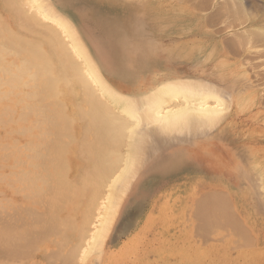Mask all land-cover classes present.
Wrapping results in <instances>:
<instances>
[{"label":"bare ground","instance_id":"obj_1","mask_svg":"<svg viewBox=\"0 0 264 264\" xmlns=\"http://www.w3.org/2000/svg\"><path fill=\"white\" fill-rule=\"evenodd\" d=\"M10 1H5V4L8 5L10 3L13 7V14H15L22 24L19 25L20 30L16 31L13 26L8 23L12 17L9 15H2L5 9L0 8V129L4 130L7 128L4 126L9 125L16 126L12 130V136L16 135V137L19 136V138L15 139L12 136L9 138L8 136L11 135V131H4V133L0 131V189L3 191V189L7 188L12 191L14 196L17 194L22 197V201L18 203L12 198L5 199L8 209L10 208L12 215L13 213L15 215L12 217V215L10 216L9 214L11 219L18 216L24 220L23 217H32V215L34 216L36 214V216H34V218H36L33 221L36 222L37 219L40 218L37 222L39 226H37L38 224L35 222L34 225L37 224L36 233L42 237V239L43 237L48 239L46 238V234H51V231L54 230L55 234L52 233V235L57 236L58 233L56 234V232H59V234L62 235L63 242L68 240L73 241V239L78 242V244L79 242H83V246L80 250H77V243H74L76 248L72 245L73 247L71 246L72 249L70 250L73 253L80 251L74 254L75 256H80L78 258L81 264H85L87 260L91 259L92 256L98 255L103 249L109 233L112 231L117 220H119V209L121 205H123L121 202L122 197L131 187L130 182L131 179L134 178L135 165H137L142 157L143 146L146 145L148 137L164 136L166 138L167 136V138L169 137L168 139H171L175 138V135H179L183 132H188L190 135L189 132L197 128H211L212 130L214 125L223 120V114L228 111L231 103L229 104L215 88L211 87L212 84L210 83L208 86L203 82L196 81L198 78L194 80L190 78L192 77L191 75L189 78L181 76V79H178V77L176 78L172 75V71L174 70L171 71V69V72L164 74L166 69L163 67H166L167 63L171 62L175 65V68H177V65L185 64L189 61L194 63H197L199 60L205 61L204 59H207V54L209 53L207 52V56L205 55L204 58L203 56L206 52L203 46L199 50H196L197 48H191L192 46L195 47V44L190 46L192 51L186 53L182 46L173 48L152 42V40L156 42L159 36L168 35L166 33L167 27H169L170 31L173 30L176 35L180 32L179 25H177L176 20L174 22L173 20L176 12L180 15L189 11L184 7L177 5L176 7L171 4L175 6V8H172V6L167 8L164 3V7H162V5H159L160 3L155 0L160 6V8H157L156 4L147 3L149 5H145L142 0V2L139 0L140 5H135L145 11L143 17L152 23L154 31L156 32L154 36L158 34V37L155 38L152 36L149 45L138 44L136 47L127 46L119 52L120 54L114 56L91 44L89 36L79 28L80 26L73 21V18L68 17V14L63 11L64 9L62 8L65 7L68 10L69 7L68 4H64L63 1ZM133 1L136 2V0ZM153 1L154 0L151 2ZM229 1L232 3V0ZM188 2L189 1H186V3ZM189 5L192 6L190 3ZM231 5L230 6L233 7V4ZM194 6L192 7L194 8ZM25 7L28 9H25ZM222 7L225 6L222 5ZM239 7H241V5ZM219 9H221V7ZM223 9V13L220 12L222 9L219 11L217 9V11L221 13L220 15L225 13V8ZM228 10L227 11L231 13H229V15L226 12L228 15L227 17H230V20H236L237 24L238 21L242 22L244 20L243 22H246L248 18H251L253 21L254 15H250L247 11L245 12L243 10V13H240V16H245H241V18L239 15L236 17L233 14L232 8L230 9L229 7ZM70 12L75 20L82 19L77 11ZM139 12L141 14V11ZM190 15L193 18L194 15L191 13ZM234 16L236 18H233ZM220 17L223 18L222 16ZM130 19L131 16L127 15L125 20L121 21L120 24L127 25ZM209 19H211V17ZM167 20H169L170 23L166 22ZM164 22L169 25L165 26ZM106 25L110 28L109 25L111 24L107 23ZM15 26L17 27V25ZM145 26L147 27L148 24ZM249 26L251 25L249 24ZM151 29L152 28H150V30ZM251 29L252 31L247 33V40L251 39V36H255L253 40H256V38H259L258 40L264 39V25H252ZM189 30H191V28ZM248 30L249 29H246V32ZM182 31L180 33H182ZM114 32V30H111L112 34ZM240 32L241 31L238 33ZM250 33L251 36L248 39ZM245 35L242 36V34L237 35L235 33V38L232 37L233 39H237L236 41L241 39L238 41V44H236L237 49L238 45H242L243 43L245 46L246 44L249 45L248 43L250 42L252 46L251 41L253 40H249L248 43L244 42L246 40L244 38ZM113 39L114 42L118 43L122 40L121 34ZM234 41L233 43H235ZM147 48L155 50L151 56L154 55L157 60H153V62L149 61V64H153L152 70H157L156 66H159L161 69L163 68L158 71L162 75L161 78L159 77L160 79L157 78L158 76L151 77V81L143 78L144 73H146L143 68H146L144 62L150 58L149 54H147ZM249 48L252 49V47ZM249 48L246 49L250 50ZM188 49L189 48H187L186 51H188ZM212 50H214V48ZM202 57L204 59H201ZM116 71L119 75H116ZM231 75L233 78V74ZM240 94L241 93H239V95ZM248 100L250 101V99H247L245 104ZM239 102L242 104L241 100L236 103ZM245 104L243 103V106ZM226 113L224 115H226ZM207 130L208 133L212 132L209 129ZM208 135H212L213 137L214 134ZM259 153L248 151V153H246V158H243L241 161L242 164L244 160L246 161L247 170H244L250 171L249 173L251 174L250 176L248 175L249 182L246 190L247 192H245L246 196L249 197L251 194L252 196L254 195V197H261V200L260 198L258 199L263 203L264 160L260 158ZM241 161H239L240 164ZM236 171V173H238V170ZM242 172L245 171L242 170ZM237 176L239 177V175ZM237 178L236 180H238ZM239 189H241V186ZM248 192L250 194L247 195ZM22 193H24V195ZM220 195L226 194H219V196ZM241 196H243V194ZM204 198L207 199L208 195L202 197L203 201L205 200ZM212 199H209L211 205L215 204L218 206L217 204L219 203H212ZM221 199H223V197ZM200 201L202 200L200 199ZM223 202L226 203L224 200ZM200 203L202 204V202ZM225 203H222L223 206L220 205L225 207L227 205V203ZM6 205L3 206L6 207ZM200 206L202 205H199V207ZM1 208L3 207L1 206ZM210 208L212 209V206H210ZM210 208L205 206V209L209 210ZM205 209L203 208L202 211ZM213 209L211 211H213L214 214L215 212L217 213V210L214 211ZM3 210L5 214L6 209L3 208ZM39 212L47 213L49 216ZM213 212H211L212 214L208 213V215H214ZM221 212L219 211V213ZM227 214L226 216H228ZM3 217L5 218V216ZM229 217L232 216L230 215ZM229 217L227 218L231 219ZM210 218H213V221L217 220L220 222L218 217L211 216ZM18 219L19 218H17V222L19 221ZM28 219L30 220L32 218L29 217ZM220 219L222 220V217ZM208 220L206 219V221ZM224 220L225 219L222 221ZM149 221L150 219L147 218L144 223L147 224ZM222 221L221 227L225 224ZM228 221V223H230L232 220ZM17 222L16 220L15 222L11 220V224L13 225ZM3 223H6L5 225L10 224L7 222ZM27 223L28 222H26L24 228H22L23 225H21L22 227H20V229L18 227V233H15L17 230H13V232L10 231L16 227L11 224V226L9 225L10 230H7L8 232H5L4 224L2 229L4 232L0 230V250L6 253L10 252L12 254H9L12 256H14V253H18L17 258H14L18 261V250L22 247L19 246L20 243L24 242L23 244L27 243L28 245H26L30 246V241H34L35 238L39 240L38 236L30 237V231L34 233V227L36 226H34L33 229L29 227L30 225L27 226ZM211 223H213L212 220ZM217 223L218 222H216V224ZM31 225L33 226V224ZM227 225L228 224L224 225V227ZM241 226L240 224V227ZM6 227L8 228V225ZM211 227L212 226L209 228ZM231 227L232 229L235 228L232 225ZM240 227L238 229L241 230L237 229L238 234L240 236L242 234L245 235L244 229ZM254 229L257 232L258 228H253L252 230ZM72 231H74L73 235H71V233H73ZM234 231L236 232V229ZM33 236H35V233ZM32 238L33 240H31ZM244 239L246 240L245 237ZM38 240L34 241V243L37 244ZM43 240L40 241V243L43 242ZM248 241L249 239L245 242ZM61 242L62 240L57 242V244ZM63 242L61 246L62 244L64 246ZM36 244H34V246ZM26 245L25 247H27ZM36 248L35 246V249ZM70 250L69 252H71ZM20 251H22V248ZM199 251L198 249V252ZM4 252H2V256H4L2 260L5 258L9 260L7 254V257H5V254L3 255ZM69 252L67 253L68 255L66 254L67 257L69 255L73 257L74 254H69ZM257 252L258 251L253 253L255 257H257V255H255L258 254ZM26 253L20 255H26ZM29 253L32 252H28V254ZM248 254L251 256L250 253ZM248 254L245 255L246 258L249 256ZM260 254L261 256L258 257H264L262 256L264 255L262 252ZM31 255H33V253ZM59 255L60 253H58V257H60ZM243 255L241 256L242 258H244ZM6 259L4 260L6 264H9L7 262L13 261V259L11 261ZM51 259H53V257ZM67 259L70 261V258ZM259 259L260 258H258V260ZM255 260L257 261V259ZM15 261L13 263L17 264ZM63 261L65 262V260ZM77 263L78 262H76V264Z\"/></svg>","mask_w":264,"mask_h":264},{"label":"rangeland","instance_id":"obj_2","mask_svg":"<svg viewBox=\"0 0 264 264\" xmlns=\"http://www.w3.org/2000/svg\"><path fill=\"white\" fill-rule=\"evenodd\" d=\"M5 1L9 2L10 0H0V8L5 9L2 12V15L11 16L12 19L8 21V23H10L16 31H19V25L22 23L18 20L15 14H13V7L10 3L6 5ZM60 1H63L64 4H68V10L64 7L62 8L64 9L63 11L68 14V17L73 18V21L80 26L79 28L89 36L91 44L97 46L98 49L103 50L106 53L113 54L114 56L116 54H120L119 52L127 46L136 47L138 44L149 45L152 36L156 33L152 23L143 17L145 11L135 5H140L139 0L138 2L137 0L136 2L133 0ZM129 1L131 2L127 3ZM142 1L145 5H149L150 3L156 4L157 8H160L159 5L164 7V3L167 8L172 5H177L189 10L187 13L180 15L177 12L174 14L173 22L176 20L177 25H179V31L181 32L183 30L184 32L182 31V33L184 34L179 32L176 35L173 30L170 31L169 27H167L166 29L169 31L166 30V33L168 35L165 34L159 36L156 42L152 40L153 43H160L163 46L166 45L173 48H179L182 46L186 53L192 51L191 48H197L196 50H199L203 46V49L206 52L203 56L204 58L207 52H209L207 54L208 56L206 55L207 59H204L203 57L201 58L205 61L199 60L197 63L189 61L190 63L187 62L185 64L177 65V68H175L173 63H167L166 67H163L166 69L164 74L174 70L175 72L172 71V75L176 78L178 77V79H181V76L189 78L191 75L192 77L190 78H193L194 80L198 78L196 81L203 82L208 86L212 84L211 87L215 88L221 96L225 98L229 104H231L230 107L228 106L229 112L226 111L228 114L226 112V115H224L225 113L223 114L226 118L223 117V122L219 121L220 123L214 125V130L213 128L212 130L211 128H197L196 130L189 132L190 135L188 132H183L179 135H175V138L171 139H168L169 137L167 138V136L166 138L164 136H150L151 139L148 137L147 143L144 145L147 147L145 149L143 146L142 157L137 165H135V174L133 175L134 178H132L130 182L131 187L122 197L121 202L123 205H121L119 209V220H117L112 231L109 233L103 249L98 253V255L92 256L91 259L87 260L85 264H264V257H258L261 256V252L264 254V199L262 203V201H260L261 197H254V195L252 196L249 192L247 195L250 194L251 196H246L245 192H247L246 190L249 182L248 175L250 176L251 174L249 173L250 171H246V161L244 160L243 164L241 161L243 158H246V153H248V151L260 152V158L264 160V39L258 40L259 38H256V40H253V37L255 36H251L250 33L248 39L251 36V39L249 40L254 41V43L251 41L252 46L250 42L248 43L249 40H247V33L252 31V25H264V0H232V3H230L229 0H205V2L204 0H180V2L179 0H157L158 3H160L159 5L155 0L153 2H151L152 0H145L146 2L144 0ZM142 1L140 0V2ZM186 1L189 2L186 3ZM189 3L192 6L195 5L194 8L190 6ZM231 4H233L234 8L231 7ZM222 5L225 7H222ZM240 5L243 8L239 7ZM175 6H172V8H175ZM228 6L230 9L232 8V11L234 12L233 14L236 17L237 15H239V17H245L243 15L240 16V13H243V10L245 12L247 11V13L249 12L250 15H254L253 21L251 18H248L246 22H243L244 20L242 22L238 21L237 24L235 19L234 20L236 22L230 20V17H227V13H231L228 12ZM220 7L222 9V11H220L221 13L224 12L223 8H225V13L223 15H220L221 13L218 12L221 10L219 9ZM25 9L28 8L25 7ZM70 11H77L82 19L75 20ZM139 11H141V14ZM190 13L194 15L193 18ZM127 15L131 16L129 23H127V25L120 24L121 21L125 20ZM235 16L233 18H236ZM182 17H186L185 19L187 22ZM210 17L211 19H209ZM166 22L170 23L169 20ZM166 22H164L165 26L169 25ZM208 22L212 23L209 24ZM107 23L111 24L109 25L110 28L106 25ZM145 23L148 24L147 27L145 26ZM249 24L251 26H249ZM15 25H17V27ZM189 26L191 30H189ZM232 26H235V29ZM150 28L152 29L150 30ZM246 29L249 30L246 32ZM111 30H114L115 32L112 34ZM239 31L241 32L238 33ZM235 33L237 35L242 34V36L246 34L244 36L246 40L243 41L245 43L247 42L249 45L246 44L244 46V43L242 45H238V49H240L238 50L236 44H238V41L241 39H238V41H236L237 39H233L232 37L235 36ZM119 34H121V39L123 41L121 40L118 43L114 42L113 38H117ZM157 35L158 34L154 37H158ZM233 41L235 43H233ZM192 44H195V47H193ZM190 46L192 47L190 48ZM249 47H252V49ZM187 48H189L188 51H186ZM213 48L214 50H212ZM246 48H249L250 50H247ZM147 51L150 58L144 62L146 64V68H143L146 73H144L143 78L151 81V77L158 76L157 78L160 79L162 75L158 71L163 68L161 69L159 66H156L157 70H152L153 64H149L150 62H153V60H157L154 55L151 56L155 50L147 48ZM231 74H233L234 80ZM116 75H119L117 71ZM239 93L241 94L239 95ZM238 99L241 100L242 104H240V102L236 103L239 101ZM247 99H250V101L248 100L245 104ZM243 103L245 104L244 106ZM4 127L7 128L4 129L2 127L4 130L0 129V131H2V133H4V131H11V135L8 136L11 138L13 135L12 130L16 126L9 125ZM207 129L211 130L213 133L211 131V133H208ZM199 130L202 131L200 132ZM208 134L214 135L212 137V135ZM12 137L15 139L19 138V136L16 137V135ZM225 153L227 155V159ZM239 161H241V164ZM236 170H238V173H236ZM242 170L245 172H242ZM237 175H239V177ZM236 178L238 180H236ZM239 185L241 186V189H239ZM0 193V205L2 204L1 206L6 209L5 214L7 215L6 216L3 213L4 210L0 206V218L2 219H0L1 231L4 232L2 229L6 224L3 222L11 224V220L14 222L16 220L17 222V218H19L18 220L20 223L18 221L17 223H14V225L11 224L14 227L16 226L15 228L17 229L14 228L10 230V224H7L8 228L6 227L7 225H5V232L7 230L12 232L13 230H17L15 233H18V227L20 229V227H22L21 225H23L22 228H24V226H26V222L29 223H27V226L30 225L29 227L32 228L38 224L37 222L40 218H38L36 222L33 221L36 218H34L36 214L34 216L32 215V217L29 216L32 218L30 220L28 219V216L27 218L23 217V220L17 215V217L11 219L9 214L11 216L12 211L10 208L8 209L6 200L12 198L16 201V203H18L22 201V197L17 194L14 196L12 191L7 188L3 189V191L0 189ZM22 194L24 195V193ZM204 194L205 196L208 195V198L211 197L209 199L213 198L212 203H219L217 204L218 206L215 204L211 205L208 198V201L205 198L203 201L202 197H205ZM219 194L226 195H220L221 198L223 197V199H221ZM242 194L243 196H241ZM258 198H260V200ZM200 199L202 201H200ZM223 200L227 203L226 206L224 205L225 207H222L225 203ZM200 202H202V204ZM3 205H6V207ZM199 205H202L200 206L201 208ZM205 206H208V208L212 206V209L214 208V211L217 210V213L215 212L214 214V212L211 211V208L209 210L205 209ZM203 208L205 209L204 211H202ZM219 211L222 212L219 213ZM211 212L214 214L211 216L218 218L221 216L222 220H225L222 221L220 217V222L217 220L213 221V218H210V214H212ZM208 213L210 214L208 215ZM41 214L49 216L47 213ZM226 214L228 216H226ZM229 214L232 217H229ZM3 216H5V218ZM204 217L209 220L206 221ZM227 217L231 219H228ZM147 218H149L150 221L146 224L144 222ZM9 219L11 220L8 221ZM211 220L213 223H211ZM228 220H232L230 223L236 222L230 224L228 223ZM221 221L225 223H222V227ZM34 222L37 224L34 225ZM216 222L219 224H216ZM31 224H33V226ZM226 224H228V227H224ZM240 224L242 225L241 227ZM231 225L235 228L233 227L234 229H232ZM37 226H39V224ZM37 226L34 227L35 236H33L34 233L30 231V237L38 236L39 240L37 238L34 240H38L37 244L44 239L43 242L37 245L34 241H30V246H27V243L26 245L23 244L24 242H21L19 246H22L20 247V249L22 248V251H20V249L18 250V258L20 262L17 259H14L15 257L17 258L18 253H14V256H12L10 255L12 253H6L0 250V264H6V261H4L6 258L2 260V257L4 258V256H2V252H4L3 255H8V257L7 255L5 257L9 258V260H6L11 261L13 259L12 262H7L9 264H14L13 262L15 260L17 264H63V260L66 262H64V264H76V262H78L77 264H81L80 259L78 258L80 256H75L74 253L77 254V250L81 249L83 242H79L78 244V242L74 241V239L73 241L68 240L63 242V238L61 237L62 235H60L59 232H56V234L58 233L60 236L58 234L57 236L52 235V233L55 234L54 230L51 231V234H46V238L48 239H45V237L42 239V237L36 233ZM210 226L212 227L209 228ZM239 227L243 228L245 231V235H241L243 238L237 232ZM251 228H258L257 232L255 229L252 230ZM235 229L236 232L234 231ZM72 232L73 233H71V235L74 234V231ZM244 237L246 240L249 239L250 242H245L246 240ZM31 240H33V238ZM61 240L64 243V246L62 244L63 247L61 246L62 242L57 244V242H60ZM74 243H77V252L73 253L70 249H72L73 246L76 248ZM34 244H36V249ZM25 245L27 247H25ZM198 249L200 250V253L198 252ZM69 250L71 252H69ZM256 251H258V254L255 255L260 258L259 260L253 254ZM24 252H27L26 255H20L25 254ZM28 252H32L33 255H31L32 253L28 254ZM68 252L69 254H74L73 257L70 255L67 257ZM58 253H60V257H58ZM248 253H250L251 256ZM247 254L249 256L246 258L245 255ZM53 255L55 256V259ZM242 255L244 258L241 257ZM50 257H53V259ZM67 258H70V261ZM255 259H257V261Z\"/></svg>","mask_w":264,"mask_h":264}]
</instances>
